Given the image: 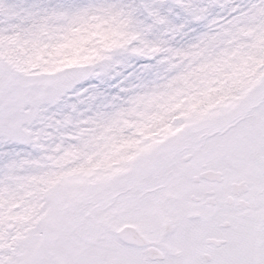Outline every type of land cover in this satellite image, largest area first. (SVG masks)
<instances>
[{
    "label": "snow or ice",
    "instance_id": "snow-or-ice-1",
    "mask_svg": "<svg viewBox=\"0 0 264 264\" xmlns=\"http://www.w3.org/2000/svg\"><path fill=\"white\" fill-rule=\"evenodd\" d=\"M166 4L0 0V146L31 149L0 152V264H264V0H173L194 22L229 9L182 48L154 38L185 33ZM94 25L130 42L89 65L30 66ZM128 57L163 65L161 82L110 111L49 115Z\"/></svg>",
    "mask_w": 264,
    "mask_h": 264
},
{
    "label": "trees",
    "instance_id": "trees-1",
    "mask_svg": "<svg viewBox=\"0 0 264 264\" xmlns=\"http://www.w3.org/2000/svg\"><path fill=\"white\" fill-rule=\"evenodd\" d=\"M29 3H38L41 5L59 4L70 2V0H28ZM80 3H87L89 0H78ZM124 3H139L141 0H123ZM199 4H207L208 0H196ZM224 0H221L223 3ZM252 0H235L240 7H246ZM173 5L166 4L164 8L165 14L175 25L185 24V33L176 35L174 38L165 34L164 29L154 34V38L163 37L169 40L172 47L182 48L193 43L203 33L210 30L211 20L218 16H226L229 9L227 7L216 6L210 12L208 18L201 22H194L180 9L176 8L169 12V8ZM87 36L66 45L65 47L46 51L38 55L30 64L32 68H40L42 71L57 72L73 65V53H78L81 57V66L89 65L97 61L101 57L104 49L112 50L115 46L122 45L127 41L125 33L120 31L118 27L104 28L100 25H94L87 30ZM164 73V66L157 64L152 59L130 60L126 66L120 67L110 80L102 77H93L86 81L84 88L88 91L80 97H70L66 102H62L60 108L50 110L49 115L55 114L60 118L63 114L71 111V105L77 104L76 115L85 118L97 111H110L113 105H118L125 101L130 94L138 92L144 86H153L160 83ZM127 89L128 91H123ZM162 117H157V119ZM135 124L136 122H131ZM155 126L153 122H140L139 134L143 137L151 136V129ZM131 148L129 142L126 145H119L116 154L126 152ZM25 146L4 145L0 146V152L10 151H30ZM74 159L70 157L68 162ZM112 164L117 161L112 160Z\"/></svg>",
    "mask_w": 264,
    "mask_h": 264
},
{
    "label": "rangeland",
    "instance_id": "rangeland-1",
    "mask_svg": "<svg viewBox=\"0 0 264 264\" xmlns=\"http://www.w3.org/2000/svg\"><path fill=\"white\" fill-rule=\"evenodd\" d=\"M167 4L169 5H173V0H167ZM130 41H126L124 44L122 45H118L114 48H120V47H124L126 43H129ZM113 48V49H114ZM106 51H110V50H107L105 49L103 52H106ZM73 56H74V60H73V65L71 67H74V66H81L80 62H81V57L78 53H73ZM101 58V57H100ZM99 58V59H100ZM139 59H142V58H138V57H128L126 59H123L121 63H118L116 65V67L114 68V70L112 72H110L108 75L106 76H101L102 78H104L105 80H110L114 77V74L115 72L117 71L118 68L120 67H124L127 65V63L130 61V60H139ZM144 59H147V58H144ZM47 72V71H46ZM84 84L85 82L80 86L81 88H84ZM72 97H76V96H72ZM62 103V102H61ZM61 105V104H60ZM60 105H56V106H53L54 108H59ZM144 138H148V137H144ZM129 144L131 145V148H134V147H137L138 146V142H129ZM126 145V143L124 144ZM17 146H24V145H17ZM25 147H28V146H25Z\"/></svg>",
    "mask_w": 264,
    "mask_h": 264
}]
</instances>
